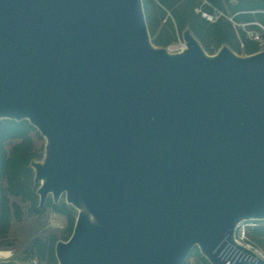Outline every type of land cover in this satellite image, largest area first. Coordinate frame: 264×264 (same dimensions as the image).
<instances>
[{
    "label": "water",
    "instance_id": "95a60500",
    "mask_svg": "<svg viewBox=\"0 0 264 264\" xmlns=\"http://www.w3.org/2000/svg\"><path fill=\"white\" fill-rule=\"evenodd\" d=\"M181 38L155 47L142 0H0V120L45 139L38 209L77 211L57 264H264L235 241L264 221V49Z\"/></svg>",
    "mask_w": 264,
    "mask_h": 264
},
{
    "label": "trees",
    "instance_id": "16d2710c",
    "mask_svg": "<svg viewBox=\"0 0 264 264\" xmlns=\"http://www.w3.org/2000/svg\"><path fill=\"white\" fill-rule=\"evenodd\" d=\"M203 1L210 5L202 8L205 11L211 12V7L223 13L230 10V15L234 16V20L237 23H252L256 21L264 26V0ZM199 3V0H142L148 30L152 31L153 25L157 24L158 18L161 20L166 18V24L175 26L182 32L189 30L198 39L206 53L215 54L224 43H229L226 33L227 30L231 29V25L224 19L219 20L215 24H209L200 19L199 15L195 14L196 16H194L195 7ZM198 19L202 22L198 21ZM240 34L242 36L241 30ZM231 49L235 53H239L235 50L237 49L236 45H233ZM35 130L26 121L0 120V234L7 229L11 222V217L19 221L22 214L19 203L10 202L9 197L19 198L20 201H32L34 199V192L31 187L32 182L29 180L28 175L30 172L29 164L35 156L31 150L32 144L29 134ZM16 141L18 142L10 148L9 152H6L5 146ZM256 225L251 234L257 244L263 245L264 241L261 239L264 235V221L257 222ZM34 245L37 251L43 257H46V262L52 261L54 257V251L51 247L52 241L36 240Z\"/></svg>",
    "mask_w": 264,
    "mask_h": 264
},
{
    "label": "rangeland",
    "instance_id": "374dc122",
    "mask_svg": "<svg viewBox=\"0 0 264 264\" xmlns=\"http://www.w3.org/2000/svg\"><path fill=\"white\" fill-rule=\"evenodd\" d=\"M199 1L200 3L195 7L194 16H196L195 14L200 16L197 10L200 9L205 11L202 8L208 5V3H205L204 1L202 2V0ZM224 14L226 16H231L230 10H227V12ZM222 19L226 20L225 18ZM165 20L166 18L163 20L158 18L157 24L153 25L152 31L150 32L148 30L149 38L155 47L173 48L176 44H178L179 39H182L181 36L183 32L178 30L175 26L173 27L172 25L166 24ZM198 21L201 20L198 19ZM226 21L228 22V20ZM230 25L232 30L229 29L226 33L229 43H224L223 45H227L228 47L231 46L229 47L230 49L233 47V45H236L237 49L235 50L239 52L236 54L241 56L248 55L249 53L255 52V50L259 51L264 49V40L263 43L256 41L253 42L248 39L245 32L240 27L235 28L231 23ZM240 30L242 36L240 34ZM254 30L259 31L264 38V31H261L260 29ZM29 139H31L32 144L31 150L35 155L33 160L41 161L44 157L43 152L45 139L42 138L36 130L29 134ZM17 142L18 141L7 144L5 146L6 152H9L10 148ZM28 177L32 182L31 187L34 192V199L32 201H20L19 198L15 199L13 197H9L10 202L19 203L22 214L19 221L14 220V218L11 217V222L7 229L2 234H0V253H5L3 256L0 254V259H3V257L6 256L7 258L13 259L21 264H29V262L32 260L36 261L37 264H56L57 260L54 251L55 245L59 241L66 242L71 237V233L77 219V211L71 205L65 202L64 195L58 199L57 203L52 201V197L50 195L46 199L44 207L41 210H38L39 198L36 194L38 185L33 184L34 171L31 169ZM253 230L254 229H249L248 231V242L254 245L260 251L262 250L264 252V243L263 245L257 244L253 238L254 236L251 234ZM36 240L52 241L51 247L54 251V257L52 258L51 262H46V257H43V255L37 251V248H35L34 245ZM261 240L264 241V235ZM185 264L209 263L202 257L199 249L197 248L190 253L189 257L185 261Z\"/></svg>",
    "mask_w": 264,
    "mask_h": 264
},
{
    "label": "built area",
    "instance_id": "2783aa9c",
    "mask_svg": "<svg viewBox=\"0 0 264 264\" xmlns=\"http://www.w3.org/2000/svg\"><path fill=\"white\" fill-rule=\"evenodd\" d=\"M212 8V12L210 11H202L200 9L197 10V12L200 14V17L202 20L207 21L211 24H215L217 23L219 20H222V18H225L226 20H228V22H230L233 27L235 28H241L246 36L248 37V39H250L253 42H259V43H263V35L260 34L259 31L257 30H253L250 28H255L257 27L258 29H260L261 31H264V26L261 25L259 22H252V23H236L234 20V16H226L223 12L217 10L216 8ZM185 48V44L184 41L182 39H179L178 44L175 45V47L173 48H168L170 52H178L181 51ZM256 221H244L243 223L239 224L236 227V231H235V241L238 245L242 246V247H246L248 248L250 251H252L257 259H263L264 260V252L259 249H257L254 245L250 244L248 242V231L249 229H253L255 228L256 225ZM236 252L235 248L233 246H231L227 252V254H225L223 256V260H232V256L234 255V253ZM242 258L241 253L237 254V256L235 257V260ZM255 263H257V260H254Z\"/></svg>",
    "mask_w": 264,
    "mask_h": 264
},
{
    "label": "crops",
    "instance_id": "0c3cea01",
    "mask_svg": "<svg viewBox=\"0 0 264 264\" xmlns=\"http://www.w3.org/2000/svg\"><path fill=\"white\" fill-rule=\"evenodd\" d=\"M232 16V15H231Z\"/></svg>",
    "mask_w": 264,
    "mask_h": 264
}]
</instances>
